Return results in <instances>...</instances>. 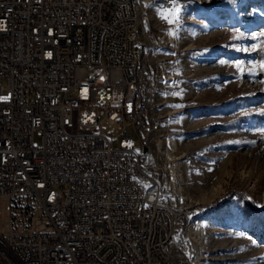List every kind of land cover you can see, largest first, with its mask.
<instances>
[{"label": "built area", "instance_id": "2783aa9c", "mask_svg": "<svg viewBox=\"0 0 264 264\" xmlns=\"http://www.w3.org/2000/svg\"><path fill=\"white\" fill-rule=\"evenodd\" d=\"M148 6L0 0V264H172L177 248L205 264L181 175L143 160L162 136L139 72ZM24 199L50 229L4 220Z\"/></svg>", "mask_w": 264, "mask_h": 264}, {"label": "rangeland", "instance_id": "374dc122", "mask_svg": "<svg viewBox=\"0 0 264 264\" xmlns=\"http://www.w3.org/2000/svg\"><path fill=\"white\" fill-rule=\"evenodd\" d=\"M177 2L178 23L158 15L173 0H149L141 24L147 47L139 72L162 133L143 160L157 175L174 167L168 152L179 160L182 196L203 223L192 240L199 259L264 264V0ZM101 127L120 133L108 120ZM22 204L30 210L4 220L19 230L50 229L38 202ZM172 264L193 261L177 248Z\"/></svg>", "mask_w": 264, "mask_h": 264}, {"label": "snow or ice", "instance_id": "6c2138e0", "mask_svg": "<svg viewBox=\"0 0 264 264\" xmlns=\"http://www.w3.org/2000/svg\"><path fill=\"white\" fill-rule=\"evenodd\" d=\"M181 9L179 7V4L177 0H173V8L166 11H158V15L161 19L165 20L168 24H174L178 23L179 21V13ZM169 35L175 36L174 32H170ZM261 67H264V64L261 65Z\"/></svg>", "mask_w": 264, "mask_h": 264}, {"label": "bare ground", "instance_id": "6f19581e", "mask_svg": "<svg viewBox=\"0 0 264 264\" xmlns=\"http://www.w3.org/2000/svg\"><path fill=\"white\" fill-rule=\"evenodd\" d=\"M167 144H169V146L172 148V150H173V147H172V145H170L171 143H175V139L174 138H171V139H169L167 142H166ZM168 157H169V159H171L172 161H173V163H175V164H173L174 165V167H176V166H178L180 163H176V162H178L179 160L178 159H176L175 157H173V154H171V152H168ZM199 228H200V226H199ZM196 232H195V234L196 235H194L195 236V238L196 237H199L198 236V233H199V231H198V228H197V230L196 229H194Z\"/></svg>", "mask_w": 264, "mask_h": 264}, {"label": "trees", "instance_id": "16d2710c", "mask_svg": "<svg viewBox=\"0 0 264 264\" xmlns=\"http://www.w3.org/2000/svg\"><path fill=\"white\" fill-rule=\"evenodd\" d=\"M260 235L264 238V230L260 233Z\"/></svg>", "mask_w": 264, "mask_h": 264}]
</instances>
